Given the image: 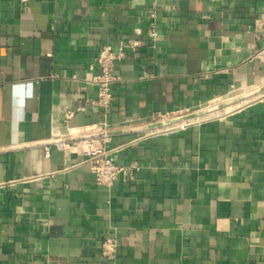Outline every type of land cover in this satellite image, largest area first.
<instances>
[{
    "label": "crops",
    "instance_id": "0c3cea01",
    "mask_svg": "<svg viewBox=\"0 0 264 264\" xmlns=\"http://www.w3.org/2000/svg\"><path fill=\"white\" fill-rule=\"evenodd\" d=\"M129 38L111 108L65 122L97 97L101 46ZM229 95L251 98L153 120ZM99 122L127 168L112 186L85 162ZM55 136L75 150L47 155ZM0 264H264V0H0Z\"/></svg>",
    "mask_w": 264,
    "mask_h": 264
},
{
    "label": "built area",
    "instance_id": "2783aa9c",
    "mask_svg": "<svg viewBox=\"0 0 264 264\" xmlns=\"http://www.w3.org/2000/svg\"><path fill=\"white\" fill-rule=\"evenodd\" d=\"M29 1L30 0H21L23 4H27ZM149 36L152 40L159 37L155 22H152L150 25ZM141 46L140 40L133 38H129L125 42L121 41L117 47L110 44L101 46L96 57V63L100 73L90 81L97 87V97L95 99L87 98L78 109L65 108L64 121L67 123L71 122L77 111L82 109L84 105H96L107 112L111 108L116 97L113 85L120 80V77L114 74L116 62L122 59L127 54L128 50L136 51ZM218 112L219 113L209 112L205 114L201 109H198L196 113L190 112V110H177L159 113L153 120H155V118L164 120L165 129L185 128L191 124L220 118L227 113L223 111ZM87 131L89 134L84 138L86 145V149L84 150L85 162L90 165L98 184L112 186L120 173L126 171L127 168L117 165L112 156L113 150L106 149L105 147V144L110 140L108 126L105 122H99L92 126H88ZM96 143H99L100 146L96 145ZM45 147L47 155L50 154L52 147L58 150H65L66 148L75 150L76 148L72 141L58 139L57 137L46 144ZM115 247L116 241L114 239H107L103 244L104 254L113 257Z\"/></svg>",
    "mask_w": 264,
    "mask_h": 264
},
{
    "label": "rangeland",
    "instance_id": "374dc122",
    "mask_svg": "<svg viewBox=\"0 0 264 264\" xmlns=\"http://www.w3.org/2000/svg\"><path fill=\"white\" fill-rule=\"evenodd\" d=\"M232 95L226 96L225 98H221V99H215L212 100L210 102H207L205 104H203L200 108L202 112H204L205 114L212 112V113H219L218 111H223L224 107L228 106L229 103H231L232 99L229 100V98ZM243 98V97H242ZM228 104V105H227ZM203 113V114H204Z\"/></svg>",
    "mask_w": 264,
    "mask_h": 264
},
{
    "label": "bare ground",
    "instance_id": "6f19581e",
    "mask_svg": "<svg viewBox=\"0 0 264 264\" xmlns=\"http://www.w3.org/2000/svg\"><path fill=\"white\" fill-rule=\"evenodd\" d=\"M251 98V96H250ZM250 98H246L244 99V102H238V103H229L228 106L224 107L223 112H229V111H233L234 109H236L237 107H240L241 105H243L244 103L246 104V102L250 99ZM242 100V99H241Z\"/></svg>",
    "mask_w": 264,
    "mask_h": 264
}]
</instances>
